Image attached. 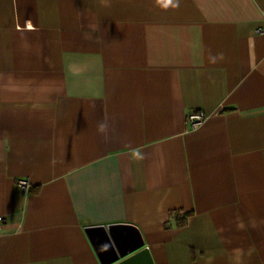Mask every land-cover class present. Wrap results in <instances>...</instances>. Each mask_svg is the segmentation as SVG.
I'll use <instances>...</instances> for the list:
<instances>
[{
    "label": "crops",
    "instance_id": "obj_1",
    "mask_svg": "<svg viewBox=\"0 0 264 264\" xmlns=\"http://www.w3.org/2000/svg\"><path fill=\"white\" fill-rule=\"evenodd\" d=\"M0 215V264H264V0H0Z\"/></svg>",
    "mask_w": 264,
    "mask_h": 264
},
{
    "label": "built area",
    "instance_id": "obj_2",
    "mask_svg": "<svg viewBox=\"0 0 264 264\" xmlns=\"http://www.w3.org/2000/svg\"><path fill=\"white\" fill-rule=\"evenodd\" d=\"M188 123L189 125L194 128L196 126H198L202 120H203V115L201 113L198 114H193V115H189L187 117ZM29 182L27 179H23L20 178L17 180V185L21 188L22 192L27 193L29 190ZM3 216L0 215V230L2 229V225H3Z\"/></svg>",
    "mask_w": 264,
    "mask_h": 264
},
{
    "label": "trees",
    "instance_id": "obj_3",
    "mask_svg": "<svg viewBox=\"0 0 264 264\" xmlns=\"http://www.w3.org/2000/svg\"><path fill=\"white\" fill-rule=\"evenodd\" d=\"M189 215V213H187L184 217H183V219H181V220H178V224H182V223H184V219L187 217Z\"/></svg>",
    "mask_w": 264,
    "mask_h": 264
},
{
    "label": "water",
    "instance_id": "obj_4",
    "mask_svg": "<svg viewBox=\"0 0 264 264\" xmlns=\"http://www.w3.org/2000/svg\"><path fill=\"white\" fill-rule=\"evenodd\" d=\"M143 252H145V250Z\"/></svg>",
    "mask_w": 264,
    "mask_h": 264
}]
</instances>
